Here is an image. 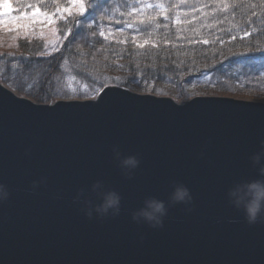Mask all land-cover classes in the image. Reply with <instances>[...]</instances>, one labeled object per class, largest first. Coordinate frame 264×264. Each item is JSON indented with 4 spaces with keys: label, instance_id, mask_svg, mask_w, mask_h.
Masks as SVG:
<instances>
[{
    "label": "water",
    "instance_id": "95a60500",
    "mask_svg": "<svg viewBox=\"0 0 264 264\" xmlns=\"http://www.w3.org/2000/svg\"><path fill=\"white\" fill-rule=\"evenodd\" d=\"M262 141L264 102L108 86L38 104L0 80V264H264V222L249 224L227 195L257 175ZM117 152L139 167L122 171ZM97 181L122 196L118 215L85 214L80 194L99 203ZM177 184L191 198L169 203L162 226L133 221Z\"/></svg>",
    "mask_w": 264,
    "mask_h": 264
},
{
    "label": "trees",
    "instance_id": "16d2710c",
    "mask_svg": "<svg viewBox=\"0 0 264 264\" xmlns=\"http://www.w3.org/2000/svg\"><path fill=\"white\" fill-rule=\"evenodd\" d=\"M62 40L17 39L0 79L39 103L91 98L107 85L179 101L209 94L264 102V0H81ZM13 14L52 15L70 0H0ZM106 33V34H104ZM81 87L74 90L71 84Z\"/></svg>",
    "mask_w": 264,
    "mask_h": 264
},
{
    "label": "clouds",
    "instance_id": "9594fccd",
    "mask_svg": "<svg viewBox=\"0 0 264 264\" xmlns=\"http://www.w3.org/2000/svg\"><path fill=\"white\" fill-rule=\"evenodd\" d=\"M117 159L121 170L126 173L135 171L140 165V160L135 155L122 156L117 152ZM251 161L257 175L234 184L228 190L227 195L233 207L244 214L246 221L249 224H256L264 222V141L261 142V150L251 157ZM91 195L99 203H93L91 199L86 198L84 193L80 194V197H84L83 210L90 219L120 213L122 196L116 190L107 188L102 181H97L92 185ZM4 198H6L5 189L3 185H0V200ZM190 198L188 188L177 184L173 187L169 201L149 197L144 200L143 207L132 213V219L136 223H145L152 227L162 226L169 203H185Z\"/></svg>",
    "mask_w": 264,
    "mask_h": 264
},
{
    "label": "rangeland",
    "instance_id": "374dc122",
    "mask_svg": "<svg viewBox=\"0 0 264 264\" xmlns=\"http://www.w3.org/2000/svg\"><path fill=\"white\" fill-rule=\"evenodd\" d=\"M5 11H7V15H5ZM33 12L36 13L35 17L32 16ZM33 12L29 13L28 18L17 22L13 19L15 15L11 7L7 10L4 9V5L0 7V52H16L17 39L28 36L43 39L47 42L48 48L45 55L55 53L62 45V40L56 31L57 22L74 13H84L85 9L81 0H70L68 8L57 11L52 15L43 14L39 11ZM3 21L9 23H3ZM71 87L76 90L81 86L73 83Z\"/></svg>",
    "mask_w": 264,
    "mask_h": 264
},
{
    "label": "snow or ice",
    "instance_id": "6c2138e0",
    "mask_svg": "<svg viewBox=\"0 0 264 264\" xmlns=\"http://www.w3.org/2000/svg\"><path fill=\"white\" fill-rule=\"evenodd\" d=\"M10 7H11V5H9V4H5V5H4V9H5V10H7V9L10 8ZM5 15H7V11H5ZM28 15H29V14H28L27 12H25V13H23V15H16V16H14L13 19H14L15 21L19 22V21H21V20H23V19L28 18ZM32 16L35 17V16H36V13L33 12V13H32ZM3 23H9V22H8V21H3Z\"/></svg>",
    "mask_w": 264,
    "mask_h": 264
}]
</instances>
